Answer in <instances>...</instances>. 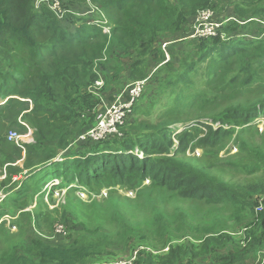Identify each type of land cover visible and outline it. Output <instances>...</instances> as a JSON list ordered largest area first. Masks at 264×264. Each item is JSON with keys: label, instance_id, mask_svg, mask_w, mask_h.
<instances>
[{"label": "trees", "instance_id": "16d2710c", "mask_svg": "<svg viewBox=\"0 0 264 264\" xmlns=\"http://www.w3.org/2000/svg\"><path fill=\"white\" fill-rule=\"evenodd\" d=\"M59 1L62 15L53 8L55 0H43L40 9L35 0H0V93L7 88L16 95L0 105V176L4 168L8 175L0 181L7 192L5 201L15 204L23 196H33L52 175L62 179L60 188L76 179L79 186L69 188L73 192L83 191V186L91 189L93 183H133L128 187L134 188L149 181L182 199L225 209L233 206L243 228L239 240L230 232L211 229L198 244L173 245L158 264H200L198 259L204 255H212L217 264L264 260V130L257 121L264 117V37L242 35L249 21L264 15V0H228L237 18L217 36L193 39L200 57L184 63V70L162 56L160 70L175 71L170 91L163 92L172 95L179 87L174 104L160 106L164 109L154 116L156 107L142 110V94L128 117L135 114L133 122L120 127V134L97 142L79 138L94 125L102 93L147 77L145 65L160 38L184 34L196 14L214 8L215 2ZM84 3L97 9L89 13L91 8L84 9ZM97 10L103 14V24L94 17ZM221 32L231 38L224 40ZM256 32L263 33L264 27L259 25ZM98 64L102 70L125 75L124 80L108 83L102 92L96 88ZM195 75L202 83L199 88L193 83ZM196 105L202 113L193 120L182 117ZM180 122L182 129L172 126ZM25 124L32 128L34 140L23 149L9 141L7 132L11 127L27 131ZM193 131H200L197 145L204 150L219 149L227 141L240 146L255 178L231 183L189 162L185 153L191 148ZM74 143L83 148L70 150ZM194 153L198 155L197 150ZM9 183L14 186L6 187ZM6 209L0 216L7 214ZM120 217L124 220L122 214L115 220ZM156 228L157 234H164L171 225L160 220ZM97 246L76 239L52 244L37 237L2 256L0 264H91ZM144 250L133 264H157L155 256Z\"/></svg>", "mask_w": 264, "mask_h": 264}, {"label": "rangeland", "instance_id": "374dc122", "mask_svg": "<svg viewBox=\"0 0 264 264\" xmlns=\"http://www.w3.org/2000/svg\"><path fill=\"white\" fill-rule=\"evenodd\" d=\"M42 1L35 0L38 9H40ZM214 2V8L211 9L215 12L216 20L221 23L220 29L230 20L237 18L233 10L234 4H229L228 0H214ZM81 6L84 9L87 6L89 9L96 8L91 3H84ZM95 14L94 17H99L100 23L103 24V14L99 10ZM107 21L110 24L108 18ZM259 25L264 27V15H260L255 21H249L245 30H242V35L247 38L264 37V32L261 34L256 32V27ZM104 27L110 29L108 26ZM193 30L192 23L184 34L164 35L156 43V50L150 53L145 65L147 77L139 79L145 80V88L140 100L142 110H151L152 107H156L154 111V116H156L164 109L160 106L167 107L174 104L179 87L172 95L169 92H163L170 91L175 71L168 73L166 69L163 71L160 69L164 60L165 62L171 60L176 63L177 67L183 68L184 63L199 59L198 48L192 43L193 39L188 38ZM220 36L224 40L231 38L224 32H221ZM162 56H164V60L158 62ZM125 60L127 62V58ZM207 65V62L202 63L203 68ZM97 70L101 80L98 87L102 92L107 90L108 83L119 84L125 78V75L116 74L112 69L102 70V65L99 64ZM112 74H115V77H112ZM121 76L122 79L114 80ZM139 80L132 79L124 82L122 89L129 83ZM193 83L198 88L202 86L198 75H195ZM181 84L183 83L179 82V85ZM6 89L0 93V105L16 96L11 95ZM122 89L113 90L114 94ZM192 92V89L187 90L186 94ZM202 112L201 107L196 105L182 117L193 120L195 114ZM135 117L134 114L131 118H126L121 127H128ZM143 118L145 117L141 119ZM257 121L260 130H264V117L258 118ZM25 125L29 127L27 124ZM174 125L181 129L184 127L181 122L172 126ZM12 130L22 135L28 131L20 132L17 128L11 127L7 135ZM31 136L33 137V133ZM192 136L191 148H188L185 153V158L189 162L231 183L244 184L255 178L249 174L251 163L248 155L240 150V146H233L231 142L227 141L219 149L204 150L197 145L201 138L200 131H193ZM23 144H29V138H25ZM80 147L83 148L82 145L74 143L70 150L80 151ZM196 150H199L200 156L195 155ZM56 160H61V157ZM6 174L4 168L0 181L4 180L6 176L8 178ZM26 176L27 174L24 175V177ZM54 177L52 175L47 184L40 185L41 189L36 194L23 196L20 202L15 204L8 200L5 201L7 192L4 191V185L2 186L0 183V198L5 195L0 202V213L5 211L3 210L4 206L7 208V214L0 216V223L5 222L4 227L0 225V258L16 248L20 249L22 246L30 245L34 238L42 237L52 244H69L75 239L97 244V252L94 253L91 264L131 261L143 249L148 252L147 254L154 255L158 264L160 262L158 260L169 251L171 246L188 242L198 244L201 242L199 239H203L207 233L212 231L211 229L217 232H230L238 240L242 237V223H239V216L235 214L233 206L225 209L223 208L225 206L182 199L168 189L154 185L149 181L134 188L128 187L133 183L113 185L115 181H112V183H108L112 184L110 186L93 183L91 189L87 187L84 189L83 186V191L79 189L73 192L69 188L79 186L76 179L67 187L60 188L58 184L62 182V179ZM13 186L12 183H9L6 187ZM120 214L123 215L124 220L120 217V221H116L115 219ZM160 220H166L171 225V228L164 234H157L156 224ZM169 234L173 235L168 238ZM198 261L200 264H217L212 255H204ZM253 263L254 260L248 259L240 264ZM255 264H264V260L258 258Z\"/></svg>", "mask_w": 264, "mask_h": 264}, {"label": "built area", "instance_id": "2783aa9c", "mask_svg": "<svg viewBox=\"0 0 264 264\" xmlns=\"http://www.w3.org/2000/svg\"><path fill=\"white\" fill-rule=\"evenodd\" d=\"M53 8L57 9L59 14L62 15L60 9V1L55 0ZM96 8L91 7L89 13L94 12ZM215 12L211 8L200 10L193 21L194 30L189 39H205L212 36H217L221 23L216 20ZM109 32V28H104ZM101 84V80L97 82L96 88ZM145 88V80L131 82L126 85L122 91L115 97L114 101L110 103L102 113L97 114L94 125L84 134L80 135L81 140L91 139L93 141H102L111 135L120 134V127L124 124L125 119L134 111L138 100L141 98ZM32 129L28 127L26 134H19L17 131H10L8 135L9 141L17 143L21 148L24 147L25 138H29V143L34 139L31 136ZM32 138V139H31ZM198 155L200 154L197 150ZM5 197L2 196L0 202ZM131 261H117L113 264H133Z\"/></svg>", "mask_w": 264, "mask_h": 264}, {"label": "crops", "instance_id": "0c3cea01", "mask_svg": "<svg viewBox=\"0 0 264 264\" xmlns=\"http://www.w3.org/2000/svg\"><path fill=\"white\" fill-rule=\"evenodd\" d=\"M126 82V81H125ZM122 89L121 87L119 88H114V89H110L107 92H103L102 93V104L99 107V111L97 112V114L102 113L105 108L114 101L115 97L121 92L119 91L117 94H114L113 90H120ZM5 216V215H4Z\"/></svg>", "mask_w": 264, "mask_h": 264}, {"label": "clouds", "instance_id": "9594fccd", "mask_svg": "<svg viewBox=\"0 0 264 264\" xmlns=\"http://www.w3.org/2000/svg\"><path fill=\"white\" fill-rule=\"evenodd\" d=\"M122 91V90H121Z\"/></svg>", "mask_w": 264, "mask_h": 264}]
</instances>
